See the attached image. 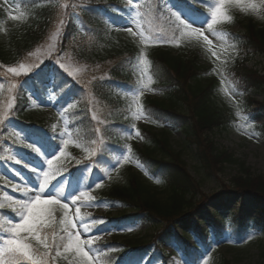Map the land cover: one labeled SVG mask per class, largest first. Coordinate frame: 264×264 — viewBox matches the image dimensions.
<instances>
[{
    "label": "trees",
    "instance_id": "1",
    "mask_svg": "<svg viewBox=\"0 0 264 264\" xmlns=\"http://www.w3.org/2000/svg\"><path fill=\"white\" fill-rule=\"evenodd\" d=\"M7 1L23 10V14L28 15L29 19L28 22L9 28L6 34L0 33V64L9 67L15 65L20 57L31 52L43 41L47 30L58 16V2L56 0ZM185 1L189 3L192 0ZM121 2L123 1L118 4ZM106 4H108L106 0H88L83 8L80 10L77 8L86 32L79 29L76 17L69 20V25H65V29L68 33L71 31L73 37L80 34L82 37H90L91 40L89 44L77 46L73 56L77 61H83L90 66L111 61L109 75L121 86L133 89L138 88L146 80L139 70V65L142 64L145 66V74L150 79L147 80V86L160 94L135 99L126 92L112 88L109 82L99 79L90 80L89 77L97 75L98 69L88 66L85 67L84 73L79 75L70 74L69 68L63 69L57 64L48 65L34 74L33 80L38 86L49 81L53 71L57 88H62L66 94L75 93L73 87L83 88L85 86L83 84L92 82L94 94L97 96L94 107L102 121L96 122L91 119L89 110L94 109L93 103L86 100L83 94L80 96L77 92L78 97L70 106L71 113L76 119L74 142L78 146L82 145L84 152L78 157L71 158L64 168H73L76 165L74 163L81 161L88 154L92 155L93 146L97 144L98 131L105 136L109 145L117 148L127 146L129 137H126L122 127L131 126L130 117L133 108L137 105L152 117V120L158 119L165 124L173 122L181 126L185 130L186 138L196 148L200 167L206 172L221 171L227 164L237 163L240 173L234 176L231 184L233 189L238 190L232 191L248 197L254 206L261 207L260 214H262L264 176L251 172V168L246 166L244 161L235 157L233 152L217 147L209 137V133L213 132L214 128L226 124L230 116L216 99L215 79L207 77L211 70L210 66L200 63L196 55H188L187 50L191 42L189 37H192L189 36L184 25L176 20H166L157 2H150L149 7L156 16L155 28L161 31V37L168 40L169 45L162 46L160 42L142 43L132 33H124L113 28L109 18H117L118 15L111 9L101 10L106 8ZM9 12L10 9L0 1V26L4 23L14 24L8 15ZM223 22L224 20L220 25ZM242 25V45L246 54L262 55L264 58V26L257 23L251 14L242 19ZM200 42L202 40L198 38V43ZM64 43L65 40L61 39L60 44L64 46ZM248 72L252 71L248 70ZM247 82V86L238 85L242 90H246L247 96L253 92L264 95V77L249 79ZM6 96V88L0 87V116L5 108ZM17 100L20 106L18 118L30 122L28 117L22 115L30 104L26 94L23 92L20 95L18 92ZM180 107L184 109L181 110ZM262 108L264 109V106ZM257 129L264 132V125H257ZM139 133L140 144H134L131 156L144 164L145 171L140 168L138 171L133 170L134 165L129 162L124 167L123 175L129 171L125 179L112 178L101 185L97 193L106 199L120 200L133 208L130 215L123 214L117 219L127 220L133 216L134 219L146 218L156 224L164 222L163 228L157 234L169 235L168 229L187 225L190 214L197 206L204 205L203 200L199 202L196 200L200 183L187 169V162L183 159L181 151H176L172 147L169 131L164 130L160 133L142 127L139 128ZM47 137L43 135L46 142L55 147L59 145L57 141L51 142ZM108 151L110 148L107 145L104 154ZM158 178H161L160 182L156 180ZM230 192L231 189L222 192L225 196L217 195L225 208ZM192 195L193 199H191ZM2 204L3 199L0 198V205ZM1 223L4 229L12 227L4 217L1 218ZM197 231L200 232L198 229ZM60 233L61 225L51 222L41 227L40 239L22 232L31 244L40 241L43 246L50 247L57 255V264H73L69 260L70 257H65V252H60L55 246ZM188 234L189 232L184 231L182 235L185 237ZM178 238L175 236L176 240ZM113 242L117 244V249L106 252L108 262H113L124 247L139 244L145 246L147 240L131 237L127 241ZM179 242L181 243L180 239ZM258 248L262 250L264 256V245L261 246L259 243ZM228 262L224 260L220 264H228Z\"/></svg>",
    "mask_w": 264,
    "mask_h": 264
},
{
    "label": "rangeland",
    "instance_id": "2",
    "mask_svg": "<svg viewBox=\"0 0 264 264\" xmlns=\"http://www.w3.org/2000/svg\"><path fill=\"white\" fill-rule=\"evenodd\" d=\"M88 0H57L58 16L50 28L47 30L46 36L43 41L37 44L31 52H28L23 57L19 58V61L11 66L6 67L0 64V70L3 71L11 69L14 72H21L28 67L31 68L33 64H39L43 59L52 54H60L64 61L67 62L66 66L69 70L79 75L84 73L85 67H92L98 69L97 75L89 77L93 79H109V65L110 62H100L90 66L82 62L77 61L73 56V53L77 46L86 45L91 42L90 37H82L81 35H73L71 31L65 29V25L68 24V13L72 15L69 9L78 8L79 10L85 6V2ZM134 5L130 8V21L127 24L131 26L138 35L144 39H149L148 33L142 29L140 25V2L142 0H131ZM199 9H206V17H195L186 8L184 3L178 0H160V6L165 10L168 16H178L180 20L186 21L193 28H188V34L192 38L190 39V46L187 50L189 56H197L200 63L209 65L212 69L210 77L216 81V99L221 105V108L228 112L230 116L228 122L220 127L214 128L213 132L209 133V137L215 142L216 146L220 149H227L233 152L235 157L245 162L246 166L251 168V172L256 175L264 176V132L257 129V125H264V95L253 92L247 96L246 90H242L239 85L247 86L249 79H261L264 77V58L262 55L248 56L243 51L242 47V19L248 14H251L254 20L260 25L264 26V0H225V3L220 4V0L199 1L194 4ZM217 7L221 8L223 15L217 18V23L212 25L209 29L207 24L211 20V13ZM233 11V12H231ZM15 16L11 18L15 24H23L25 22L24 17L19 13H13ZM74 15V14H73ZM28 19V15H27ZM224 22L220 25L221 21ZM69 25V24H68ZM14 27L13 25H7L6 23L0 26V33L6 34L8 29ZM194 28H201V34L208 37L211 40V44L204 46V42L198 43L196 39L199 35L193 31ZM66 31V32H65ZM145 31V32H144ZM124 35V34H123ZM230 37V39H229ZM61 39L65 40L64 46L60 44ZM215 53V55H213ZM115 60V59H114ZM97 66V67H96ZM248 70L252 71L251 73ZM15 82H19L16 79ZM92 82L86 83L85 89L90 93L92 102L97 99L96 94L92 90ZM12 86V85H11ZM143 89V97H150L152 91L146 87ZM9 96V95H8ZM6 97L5 105L9 109L11 105L10 97ZM10 96H15V93ZM31 98H35L36 94L31 93ZM166 104V103H165ZM58 110L60 115L54 114V110ZM183 110L184 108L180 107ZM33 115V120L38 122H50L53 130H58L61 136L69 137L68 130L66 129L67 117L62 114V109L58 107L54 99H49L43 104V108L40 111H30ZM187 113V112H185ZM135 123L132 131L129 133V137L134 141L129 143V147H133L134 144L140 143L139 134L136 127H146L156 132H162L167 129L169 131V137L172 146L175 150L181 151L183 159L187 162V169L191 175L199 181V188L196 195V200L199 202L203 200V207L198 206L196 212L191 213L193 217L192 223L187 226H181L182 229L192 231L196 224L194 221H199L201 227L208 228L212 231L215 218L223 220L226 217L227 243L216 242L215 245L206 249L205 255L202 259L193 260L184 251L179 250L176 243L171 241L160 242V248L152 245L149 248L148 253L140 260L133 261L131 263L124 264H162L161 251L171 254L177 264H220L224 260L229 261L228 264H264V256L262 250L258 248V244H263L264 241V212L260 215L259 209L253 206L246 196H242L239 193H235L232 190H238L232 188V179L234 176L239 175L240 167L237 163L227 164L221 171L206 172L200 167V163L196 154V148L192 142H190L185 135V130L170 122L163 125L162 123L151 121L146 115H142L140 111H135ZM188 114V113H187ZM96 117V116H95ZM99 117V116H98ZM97 118V117H96ZM99 117L98 121H101ZM189 123V122H188ZM21 139L24 144L28 142L27 135L24 132L20 133ZM138 141V142H137ZM0 146L10 151L13 157V164L7 165V170L0 164V188L4 194L3 197L16 206L13 209L19 210L18 215L21 218L22 209L20 204L16 202L18 196L15 191L18 185L21 187H35L36 194L39 191V184L45 179L43 173L49 172L48 177L49 184L51 180L55 182L45 189V192L41 194V199H48V196H54L59 194L57 199L59 204L50 205L52 210L51 217L48 218V222L60 220L64 225L66 233H72L69 242L65 243L66 246L72 243L73 247L68 246V253L75 251L74 240L75 236L79 235L82 241L93 240L95 242H110L113 240L127 241L131 237L143 238L149 240L150 236L159 237L157 232L164 226V222L149 221L146 218L138 219L132 224L131 229H113L112 227H106L97 232L93 229V222L96 218L84 216L81 214V210L87 211L99 217L101 220L106 216L116 217L127 214L133 211L130 206H126L119 200H106L97 196L96 191L98 188L94 187L102 180L97 176L94 179H88L87 177H81L77 180L70 173H63L62 171H56V175L53 177L52 166H49L44 156H40L43 160L42 163L33 161L26 153L12 146L7 140H0ZM73 151L72 144H68V147L60 153L57 157L56 164L65 163L68 160L69 154ZM3 152V149L1 150ZM127 156L126 151H123L120 156V163L114 166L110 172V176L107 179L115 178L116 180L125 179V176L129 174V171L124 173V167L126 163H123L124 157ZM19 161V162H17ZM134 163L133 170L137 169V160H132ZM1 163V161H0ZM123 163V164H121ZM23 168L28 169L30 172L35 173L37 177V183L32 184L26 179V174L23 172ZM88 172L91 170V165L87 166ZM20 175L24 179L20 183H12L17 181V176ZM2 177V178H1ZM101 183L103 185L108 180ZM11 181V182H10ZM8 187V188H7ZM6 190H5V189ZM231 189L229 193V200L227 208H222L223 203L220 202V198L217 195L225 196L222 193L225 190ZM85 195L81 196V193ZM167 192V191H166ZM170 190L166 193L169 194ZM77 197L75 203L72 202V198ZM224 198V197H222ZM193 199V195L191 197ZM68 204L67 209H61L60 204ZM79 210V211H77ZM65 212L67 213V219L71 220L72 225L66 223ZM245 221L248 228L243 227ZM17 223L16 221H11ZM254 226V228H253ZM259 226V228L255 227ZM166 229V228H165ZM171 228V233H173ZM230 231L235 235H240V240H235L230 236ZM65 238V233H62ZM263 235V237L261 236ZM95 236H100L99 240L93 239ZM13 238L11 235H0V256L4 255L8 251L6 244L7 239ZM66 240V239H65ZM224 240V239H223ZM188 242L191 245L196 243L200 244L197 237H188ZM64 245L58 243V247L63 249ZM264 245V244H263ZM57 246V245H56ZM84 249L88 251L91 248L90 256L93 259V263H98L96 260L97 252L95 248L89 245H83ZM35 249V248H34ZM29 247V253L32 258L40 259L42 264H47V260H44L43 256L49 259L55 257L46 250L34 251ZM36 250V249H35ZM38 252V253H37ZM71 261L74 264H86L85 258L81 257L78 252L73 253ZM53 264H55L53 262ZM227 264V263H226Z\"/></svg>",
    "mask_w": 264,
    "mask_h": 264
},
{
    "label": "snow or ice",
    "instance_id": "3",
    "mask_svg": "<svg viewBox=\"0 0 264 264\" xmlns=\"http://www.w3.org/2000/svg\"><path fill=\"white\" fill-rule=\"evenodd\" d=\"M225 3V0H220V4ZM223 15L221 8L217 7L214 11L211 13V20L208 22L207 26L209 29L212 28V25L217 23V18L219 16ZM177 20L180 21L181 24H183V20H180V18L177 16ZM129 32L132 31L131 28L128 29ZM193 31L199 33L201 32V28H194ZM205 40L208 41L209 44H211V41L208 40V37H204ZM215 55V53H213ZM65 144H67V141H65ZM29 147H31L29 145ZM63 155V153H61ZM53 159H56L54 157ZM53 159H49L47 161L48 165L51 166L53 163ZM128 157L125 156L124 160H127ZM19 162V161H17ZM59 171V169H57ZM45 179L39 184V191L34 197H30L28 200L20 201V207L22 209L21 218L22 223L15 224V227L13 228V238L7 239L6 244L8 246V251L13 254H19L20 256L32 260V256L29 253V243L25 239L24 236L21 235L22 232L28 233L30 237H35L37 239H40L39 232L41 227L48 224V218L51 217L52 210L49 207L50 205H56L59 204L60 201L57 199L59 197V194L54 196H48V199H41V194L45 192V189L49 186V172L43 173ZM51 175L54 177L56 175L55 172H52ZM101 185L100 183L96 184L94 187L99 188ZM85 195L83 192L81 193V196ZM77 200V197L72 198V202L75 203ZM61 209H67L68 204H60ZM79 211V210H77ZM65 218L66 223L68 225H72L71 220L67 219V213L65 212ZM69 236H72V233L69 232ZM93 239L99 240L100 236H95ZM93 243V240H86L82 241L79 235L75 236L74 240V247L75 251L80 254L81 257L85 258L86 264H93V259L90 256L91 248L88 249V251L84 250L83 245H91ZM69 247H73V244L70 243Z\"/></svg>",
    "mask_w": 264,
    "mask_h": 264
}]
</instances>
